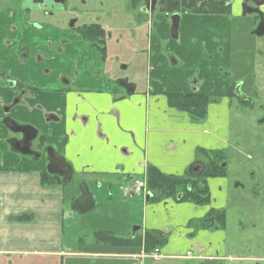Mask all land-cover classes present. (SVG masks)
Returning <instances> with one entry per match:
<instances>
[{"label":"crops","instance_id":"obj_1","mask_svg":"<svg viewBox=\"0 0 264 264\" xmlns=\"http://www.w3.org/2000/svg\"><path fill=\"white\" fill-rule=\"evenodd\" d=\"M244 1L233 0L228 16H183L174 40L165 17L147 16L142 53L147 51L148 80L138 88L130 79L135 89L129 93L112 74L118 54L112 53L108 65L80 35L54 21L60 4L0 0V119L6 115L2 107L10 106V116L46 134L48 145L72 165L73 176L88 184L94 208L111 207V221L118 208L125 212L127 228L118 233L115 227L109 234L135 240L103 244L94 235L84 245L83 213L74 205L80 188L73 186L66 194L73 176L69 183H43L46 156L38 159L14 150L9 130L0 123V264H60L74 255L107 254L126 256L127 264H152L156 259L142 254L155 246L163 254L157 260H171L189 250L191 257L182 259L186 264L226 256L225 227L209 222V204L159 193L152 197L147 178L151 166L166 175L187 176L210 153L231 146L234 104L228 92L234 71L242 67L251 29V23L244 28L242 24L249 17L238 20ZM254 5L264 12V3ZM114 29L121 32L110 26ZM187 94L211 98L204 118L172 103L171 95ZM136 180L145 181L146 195L129 193ZM206 185L213 191L215 184ZM224 207L225 200L213 208ZM146 238L157 244L150 249ZM113 245L129 249H105Z\"/></svg>","mask_w":264,"mask_h":264},{"label":"rangeland","instance_id":"obj_2","mask_svg":"<svg viewBox=\"0 0 264 264\" xmlns=\"http://www.w3.org/2000/svg\"><path fill=\"white\" fill-rule=\"evenodd\" d=\"M128 3L129 0H66L62 8L56 12L54 21L67 25L77 17L85 21H95L100 17L101 21L107 22L111 28L118 27L121 30L120 33H117L115 29L111 31L113 38L110 51L118 54L120 58L119 62L113 65V61H110L113 66V77L133 79L138 83V88H142L148 80L146 70L148 56L145 58L147 51L142 53L148 30L147 25L143 26L138 34L140 40H130L125 28L131 31L135 23L133 10L128 9ZM242 14L243 7L240 16ZM238 20L245 22L247 18L241 17ZM250 23V21L242 23L243 28L248 27ZM116 35L121 38L120 42H116ZM247 36H249L247 48L242 50V55L245 54L242 58V67L235 69L232 79H237V83L243 82L244 88L253 95L254 102L252 106H249L242 104L235 97L232 98L234 107L232 108V135L229 142L231 146L225 149L226 154L222 159L226 161L225 176L208 179V184H215L213 191L210 190L211 201L208 206L210 208L215 205L222 206L225 200L224 208L228 218L227 228L224 231L227 257L213 262L207 261L204 264H255V262L261 264L264 262V109L262 108L264 106V36L250 34ZM242 45L245 46V44ZM235 46L237 48V45ZM137 49L141 52L134 56L133 51ZM131 57L133 67L129 62ZM204 161L202 169H205L204 166L207 164V161ZM79 181L80 176L75 174L71 183L66 185L69 188L66 189L67 195L73 186L80 188L83 181ZM76 195L77 189L73 197ZM109 211H111L109 206L97 207L81 214L84 245L93 241L96 232L109 233L108 231L111 232L112 228L117 227L115 231L123 233L122 231L127 228V225L123 224L126 220L125 212L122 213L118 208L114 221H111L108 219L110 216L107 215ZM105 249L109 252L121 253L129 248L113 245ZM129 262L130 259L126 256L114 257L107 254L99 258L74 255L60 264H127ZM152 264H186V262L182 259H167L153 260Z\"/></svg>","mask_w":264,"mask_h":264},{"label":"flooded vegetation","instance_id":"obj_3","mask_svg":"<svg viewBox=\"0 0 264 264\" xmlns=\"http://www.w3.org/2000/svg\"><path fill=\"white\" fill-rule=\"evenodd\" d=\"M34 1L36 3L43 4L44 6H47V0H34ZM221 1H223L225 3V5H229V7L232 6V4H233V0H201V1H199V0H158L156 5H155V12L150 13L151 9H146L144 7V5H145L144 0H129L128 9L133 10L132 13H133L135 25L131 28L132 29L131 31L128 28H125V29H126V32L129 33L131 41L140 40L138 37V34L140 33L141 28L143 26H145L146 17L147 16L149 17L150 15L151 16L159 15V16L165 17L168 20V22L170 23V27H169L170 38L173 40L178 39L179 38V29H180V25H181V21H182L183 16H186L187 14H206V15L214 14V15H217L216 13L211 12L210 9L213 8L214 3H218V2L220 3ZM50 2H51L52 6H54L55 4H60L62 6L66 2V0H50ZM254 2L256 3V0H245L243 2V14L241 15V17H246V18L249 17V19H250V22H251V24H250L251 29L249 32L250 35H255L256 34L255 31L258 28H261L262 26H264V12L260 9V6L254 5ZM195 5H196V7L206 8V12L205 13H194L193 8ZM148 12H149V15L147 14ZM47 13L51 14L53 12L47 11ZM230 13L226 14V16L230 15ZM128 14H130V12H128ZM174 14L180 15L179 28H178V33H177L176 37H174L171 33L172 16ZM35 25L39 26V24H35ZM62 25H63V28H65L67 30H71L74 33L80 35L87 42L90 49L91 48L97 49L101 53L102 57L105 60H107L108 65H110V61L111 60L113 61V57H112V51H110V43H109V42H111L110 25H108L107 22H102L100 17L97 18L95 21H85L84 19H80L77 17L74 19L73 22H71V24L65 25L62 23ZM99 32L101 33V36H99ZM136 52L139 53L141 51L139 49H137L136 51H133V54L136 55ZM130 66L133 67L134 66L133 63L130 64ZM107 67H109V66H107ZM118 83L120 85H123V86L133 85V81H131L130 78H124V77L120 78L118 80ZM236 83H237V81L235 80L233 82V84L231 85L230 91L228 92L230 94V97L231 98H233V97L237 98V100L244 105L252 106V104L254 102L253 101V99H254L253 95L250 93L249 90H246L244 88L243 82L241 84V90L247 96H249L251 98V100L242 102L240 100V98L233 93V87ZM10 85L16 86V82L11 80ZM23 90L25 91V89H23ZM262 108L264 109V106ZM2 110L6 115H4L0 119V123L3 124L4 126L7 127V125L4 122L6 117H11L18 124H28L26 122L18 121L16 119H14L12 116H10V114H9L10 113V106H3ZM33 126L37 129L38 135L35 139H33L31 141L30 146H31L32 151L35 153L34 155H31V156L35 157V158L38 157V159H41L45 155L46 159H47L46 150H45L46 147L48 146L47 136H46V134L42 133L37 126H35V125H33ZM7 129L10 132L9 137H8V141H12L13 139L20 140L23 138V134L21 132L11 131L8 127H7ZM40 136L46 137V140L44 143L40 142V140H39ZM220 152L222 153L221 154L222 156H224L226 154L225 151H220ZM207 162H208V160H207ZM47 163H48V160H47ZM201 166H202V163H198L197 165L193 166V170H191V172L193 174H200L207 169V164L204 166L205 169H202ZM221 166L226 168V161L225 160L222 162ZM46 172L48 174H51L48 170H46ZM51 175H53V174H51ZM215 177H222V176H215ZM209 178H211V177H209ZM209 178H207V184H208ZM60 179L62 180V177H60ZM179 195H181V196H179ZM151 196L153 197V193H151ZM182 196H183V192L179 193L177 195V198L182 199ZM146 198L150 199L149 196ZM210 200H209V202L203 203V204H209ZM200 205H202V204H200ZM211 215H214V216L217 215V219L212 220L213 222H216V224H218L220 226H224L225 229L227 228L228 218H227V211L225 208L223 210H221V209L215 210V208H212L207 217L209 218ZM209 222L212 223L211 221H209ZM155 235H158V234H155ZM146 240L148 242V245L150 246V249H152L153 244L150 243L149 239L146 238ZM225 244H226V239H225ZM156 249H158V251H159L157 254L153 253ZM142 255L144 257H151V258L157 260V258H161L163 254H162L160 247L155 246L153 248L152 252H148L147 254L143 253ZM191 255H192V251L189 250L184 254H178L177 256H174L175 257L174 259H184V258L191 257ZM226 257L227 256H223V258H226ZM137 264H142V263L139 262ZM202 264H204V263H202ZM255 264H258V263L255 262ZM261 264H264V262H261Z\"/></svg>","mask_w":264,"mask_h":264},{"label":"trees","instance_id":"obj_4","mask_svg":"<svg viewBox=\"0 0 264 264\" xmlns=\"http://www.w3.org/2000/svg\"><path fill=\"white\" fill-rule=\"evenodd\" d=\"M211 12L216 14L226 15L230 13L229 5H225L223 1L214 3ZM194 13H205L206 8H193ZM103 32V31H102ZM86 36V35H85ZM99 36L101 33L99 32ZM172 103L179 109L186 110L197 119H202L207 114V107L211 98L206 95H171ZM221 152H212L208 155L207 169L200 174L188 173L187 176L178 177L174 175H166L161 173L158 169L151 166L148 168L147 186L152 191L153 196L158 195L172 196L177 198V195L183 192L182 200H191L197 204L207 203L210 200V193L208 190L207 178L215 176H224V167L221 166L224 160ZM57 179L61 181L57 175L48 174L46 171L42 173L43 183H54ZM150 191V192H151ZM217 219V215H211L208 220ZM96 237L99 241L112 244H131L135 240L119 239L111 236L107 232H96ZM151 244L156 245L157 242L150 241Z\"/></svg>","mask_w":264,"mask_h":264},{"label":"water","instance_id":"obj_5","mask_svg":"<svg viewBox=\"0 0 264 264\" xmlns=\"http://www.w3.org/2000/svg\"><path fill=\"white\" fill-rule=\"evenodd\" d=\"M158 0H144V7L146 9H151L150 13L155 12V5ZM201 1V0H199ZM264 0H256L258 5L264 3ZM149 15V12L147 13ZM179 14H174L172 16V25H171V33L174 37L177 36L178 28H179ZM256 35L263 36L264 35V26L258 28L255 31ZM242 82H238L233 87V93L240 98L242 102L251 100L249 96H247L241 90ZM129 93H132L135 89V85H125ZM263 121V120H261ZM7 127L14 132H21L23 134V138L20 140L13 139L9 141L12 148L17 152L25 155H34L35 153L31 149V141L35 139L38 135L37 129L31 124H18L11 117H6L4 120ZM39 140L41 143H44L46 140L45 136H40ZM46 155L48 160L47 170L51 174H57L62 177L63 182L69 183L73 176V167L72 165L65 159V157L54 149L53 146L48 145L46 147ZM225 165V164H224ZM81 194L74 200V205L76 209L80 213H86L92 210L95 206V200L92 193L89 190L88 184L86 182H82L80 185ZM151 195V193L149 194ZM148 195V196H149ZM181 196V195H179ZM134 227V232H135Z\"/></svg>","mask_w":264,"mask_h":264},{"label":"built area","instance_id":"obj_6","mask_svg":"<svg viewBox=\"0 0 264 264\" xmlns=\"http://www.w3.org/2000/svg\"><path fill=\"white\" fill-rule=\"evenodd\" d=\"M145 182L142 180L136 181L134 184L131 185V188L129 189L130 194H136V195H145ZM158 249H156L153 253H158Z\"/></svg>","mask_w":264,"mask_h":264}]
</instances>
